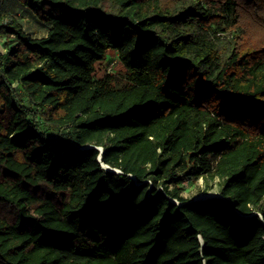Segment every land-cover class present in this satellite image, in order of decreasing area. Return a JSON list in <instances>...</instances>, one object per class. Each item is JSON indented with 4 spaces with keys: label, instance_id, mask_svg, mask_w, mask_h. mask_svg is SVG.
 <instances>
[{
    "label": "trees",
    "instance_id": "obj_1",
    "mask_svg": "<svg viewBox=\"0 0 264 264\" xmlns=\"http://www.w3.org/2000/svg\"><path fill=\"white\" fill-rule=\"evenodd\" d=\"M0 43V264H264V0H0Z\"/></svg>",
    "mask_w": 264,
    "mask_h": 264
},
{
    "label": "rangeland",
    "instance_id": "obj_2",
    "mask_svg": "<svg viewBox=\"0 0 264 264\" xmlns=\"http://www.w3.org/2000/svg\"><path fill=\"white\" fill-rule=\"evenodd\" d=\"M9 10L13 12H17L20 14L24 28L28 33H30L33 37L40 38L45 37L48 34L49 28L44 25L36 17L32 15L29 11L21 12V7L15 2L9 1ZM106 10H108L111 14L114 12V7L111 2H106L105 4ZM0 52L3 54L7 53L6 47L0 43ZM99 77H104L107 74H112L114 76H119L123 69L120 64L119 58L116 53H109L107 59L99 65ZM219 181L218 179L211 180L207 179L204 176H199L192 182L184 183V191L183 196L187 199H195L199 197L202 193H205L204 190L207 187H213L211 192L219 193ZM173 186H171L172 188ZM161 189V188H160ZM209 193V192H208Z\"/></svg>",
    "mask_w": 264,
    "mask_h": 264
},
{
    "label": "water",
    "instance_id": "obj_3",
    "mask_svg": "<svg viewBox=\"0 0 264 264\" xmlns=\"http://www.w3.org/2000/svg\"><path fill=\"white\" fill-rule=\"evenodd\" d=\"M93 147H94V146H88V147H86V148H93ZM100 150H101V152H102V151H103V148H100ZM98 160L101 162L102 167H103L106 171H110V172H114V173H121V174H122V171H121V170H119V169H115V168H112L111 166L106 165L105 163H103V162H102V154L99 155ZM130 176L133 177V178H135V177L132 176V175H130ZM212 197H219V198H221L222 196H221V195H220V196H210V197H206V198H201V197L199 196V197L195 198L194 201L205 200V199H209V198H212ZM172 202L177 203V204L180 205V203H179L178 201H173V200H172ZM254 215H259V214H257V213H253L251 216H254ZM200 240H201V243L204 245V241H203V239H202L201 236H200Z\"/></svg>",
    "mask_w": 264,
    "mask_h": 264
},
{
    "label": "bare ground",
    "instance_id": "obj_4",
    "mask_svg": "<svg viewBox=\"0 0 264 264\" xmlns=\"http://www.w3.org/2000/svg\"><path fill=\"white\" fill-rule=\"evenodd\" d=\"M210 196H220L219 193H214V192H209V193H202L200 195L201 198H206V197H210Z\"/></svg>",
    "mask_w": 264,
    "mask_h": 264
}]
</instances>
